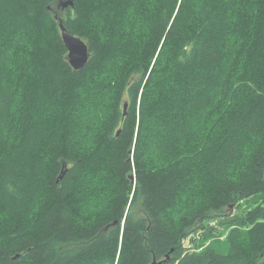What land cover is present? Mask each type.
I'll return each mask as SVG.
<instances>
[{
    "label": "trees",
    "instance_id": "obj_1",
    "mask_svg": "<svg viewBox=\"0 0 264 264\" xmlns=\"http://www.w3.org/2000/svg\"><path fill=\"white\" fill-rule=\"evenodd\" d=\"M74 1L0 0V264H264V0Z\"/></svg>",
    "mask_w": 264,
    "mask_h": 264
},
{
    "label": "water",
    "instance_id": "obj_2",
    "mask_svg": "<svg viewBox=\"0 0 264 264\" xmlns=\"http://www.w3.org/2000/svg\"><path fill=\"white\" fill-rule=\"evenodd\" d=\"M74 0H62L58 8L64 10L69 6H74ZM56 19L59 21V27L62 32V39L65 43V46L68 50V62L75 70H80L84 68L91 57L89 45L79 36L72 34L68 28L65 26L62 17L59 14H56ZM127 104L125 105V108ZM151 264H163L162 261H154Z\"/></svg>",
    "mask_w": 264,
    "mask_h": 264
},
{
    "label": "rangeland",
    "instance_id": "obj_3",
    "mask_svg": "<svg viewBox=\"0 0 264 264\" xmlns=\"http://www.w3.org/2000/svg\"><path fill=\"white\" fill-rule=\"evenodd\" d=\"M60 11H62V10H60ZM62 15V14H61ZM251 162V161H250ZM249 160L247 161V160H245L244 159V163H243V165H244V167H246L249 163ZM243 165H241L240 166V169H242L243 168ZM246 165V166H245ZM212 225H216V221L215 222H213V223H211ZM196 238H199L200 236H199V234L198 235H196L195 236ZM186 246L187 247H194V245H193V241L190 239V240H188V241H186ZM97 263V261H91V262H89L88 264H96ZM106 263V262H105ZM97 264H100V263H97Z\"/></svg>",
    "mask_w": 264,
    "mask_h": 264
}]
</instances>
